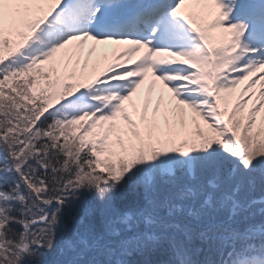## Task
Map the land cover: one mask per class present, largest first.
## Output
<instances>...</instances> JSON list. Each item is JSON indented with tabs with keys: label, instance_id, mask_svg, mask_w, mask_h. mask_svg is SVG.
Instances as JSON below:
<instances>
[{
	"label": "snow or ice",
	"instance_id": "6c2138e0",
	"mask_svg": "<svg viewBox=\"0 0 264 264\" xmlns=\"http://www.w3.org/2000/svg\"><path fill=\"white\" fill-rule=\"evenodd\" d=\"M0 264H264V0H0Z\"/></svg>",
	"mask_w": 264,
	"mask_h": 264
}]
</instances>
